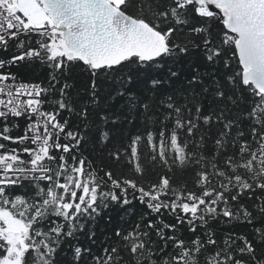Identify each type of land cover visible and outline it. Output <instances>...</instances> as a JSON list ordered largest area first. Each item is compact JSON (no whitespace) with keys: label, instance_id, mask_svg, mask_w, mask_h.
<instances>
[{"label":"trees","instance_id":"trees-1","mask_svg":"<svg viewBox=\"0 0 264 264\" xmlns=\"http://www.w3.org/2000/svg\"><path fill=\"white\" fill-rule=\"evenodd\" d=\"M119 8L170 51L95 70L52 55V22L0 47V79L38 85L63 125L37 157L26 119L0 117V163L36 175L0 186L27 227L21 264H264V94L236 36L194 2Z\"/></svg>","mask_w":264,"mask_h":264},{"label":"water","instance_id":"water-1","mask_svg":"<svg viewBox=\"0 0 264 264\" xmlns=\"http://www.w3.org/2000/svg\"><path fill=\"white\" fill-rule=\"evenodd\" d=\"M62 33L68 58L93 69L110 68L132 57L143 62L168 51L165 36L108 0H36ZM198 13L225 20L236 36L244 84L264 94V0H194Z\"/></svg>","mask_w":264,"mask_h":264},{"label":"built area","instance_id":"built-area-1","mask_svg":"<svg viewBox=\"0 0 264 264\" xmlns=\"http://www.w3.org/2000/svg\"><path fill=\"white\" fill-rule=\"evenodd\" d=\"M43 14V22H35L22 9L19 0H5L0 4V47L10 38L25 29H34L51 22L42 6L32 0ZM181 9L188 7L194 0H175ZM38 85L0 79V117L23 116L26 119L28 131L32 138V152L37 157L42 156L54 144L60 135L63 125L54 114L47 113L45 101L40 96ZM28 171H17L0 163V186L18 184L30 177H35ZM3 235L0 234V245Z\"/></svg>","mask_w":264,"mask_h":264},{"label":"rangeland","instance_id":"rangeland-1","mask_svg":"<svg viewBox=\"0 0 264 264\" xmlns=\"http://www.w3.org/2000/svg\"><path fill=\"white\" fill-rule=\"evenodd\" d=\"M108 1L116 7H119L123 0ZM19 4L35 22H43V14L32 0H19ZM50 51L55 57H58L63 53L66 55L68 54V50L66 49L62 38L51 45ZM26 230L27 227L21 220L12 217L6 211H0V234L4 231L9 233V236H7L8 245L6 248V255L4 258H0V264L22 263V258L26 249Z\"/></svg>","mask_w":264,"mask_h":264},{"label":"flooded vegetation","instance_id":"flooded-vegetation-1","mask_svg":"<svg viewBox=\"0 0 264 264\" xmlns=\"http://www.w3.org/2000/svg\"><path fill=\"white\" fill-rule=\"evenodd\" d=\"M212 17H217L216 15L212 16Z\"/></svg>","mask_w":264,"mask_h":264}]
</instances>
